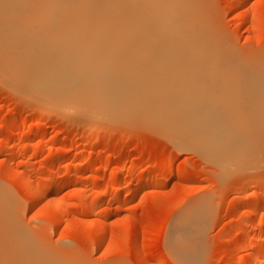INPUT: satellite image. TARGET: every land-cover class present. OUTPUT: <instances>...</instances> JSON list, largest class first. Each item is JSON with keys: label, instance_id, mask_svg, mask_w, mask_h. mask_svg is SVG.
<instances>
[{"label": "bare ground", "instance_id": "6f19581e", "mask_svg": "<svg viewBox=\"0 0 264 264\" xmlns=\"http://www.w3.org/2000/svg\"><path fill=\"white\" fill-rule=\"evenodd\" d=\"M247 1L239 0L233 18ZM193 22L186 0H0V83L44 114L109 124L133 116L175 148L221 168L246 164L262 154L253 111L264 95V52L254 63L223 39L219 26ZM91 164L85 158L78 169ZM0 171L17 179L33 203L81 178L57 187L49 178L40 189L2 163ZM116 184L114 176L106 199L120 192ZM145 185L162 187L165 181ZM139 190L127 191L124 203ZM5 195L13 194L0 185V264H72L50 249L44 230H24L20 206ZM210 217L201 200L173 223L165 244L176 260L190 239L203 236ZM260 240L253 236L251 249H239L249 264H264L257 258L264 253Z\"/></svg>", "mask_w": 264, "mask_h": 264}, {"label": "rangeland", "instance_id": "374dc122", "mask_svg": "<svg viewBox=\"0 0 264 264\" xmlns=\"http://www.w3.org/2000/svg\"><path fill=\"white\" fill-rule=\"evenodd\" d=\"M186 2L193 23L219 26L240 56L262 62L264 0H248L237 18L239 0ZM258 99L253 113L262 154L246 164L221 168L194 151L175 148L136 117L109 124L44 114L0 83V148L6 147L0 163L22 172L40 189L49 178L57 187L81 176L37 203L24 194L17 179L9 181L1 171L0 185L20 206L24 230H44L50 249L72 264H249L239 249H251L253 236L261 235L264 252V95ZM30 133L35 137L28 139ZM50 145L57 150L48 151ZM85 158L92 164L78 169ZM164 163L170 168L159 167ZM65 164L71 167L64 170ZM130 165L133 169L118 173ZM114 176L120 192L106 199ZM150 179L165 185H145ZM136 187L138 195L124 203L126 192ZM201 200L211 209L206 232L188 241L178 261L166 248L168 231Z\"/></svg>", "mask_w": 264, "mask_h": 264}]
</instances>
